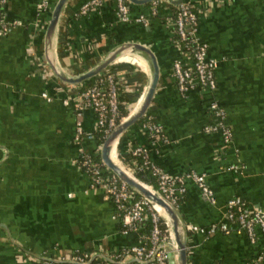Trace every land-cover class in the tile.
<instances>
[{
  "label": "crops",
  "instance_id": "0c3cea01",
  "mask_svg": "<svg viewBox=\"0 0 264 264\" xmlns=\"http://www.w3.org/2000/svg\"><path fill=\"white\" fill-rule=\"evenodd\" d=\"M55 1L47 0L42 9L39 0H0V18L10 26L0 36V264H41L42 258L68 259L75 252L99 258L142 240L136 230L119 231L112 202L101 187L90 185L75 161L80 149L93 154L98 147L94 136L74 141L76 120L92 133L96 125L91 110L77 118L61 102L75 97L82 82L60 81L44 59L43 33ZM84 1L67 0L60 11L53 38L56 66L76 77L120 43L147 46L158 65L147 111L163 139L133 124L118 136L116 154L131 162L129 151L139 146L172 177L203 173L213 192L215 203L195 182L184 180L177 210L188 232L187 264H264L260 228L253 241L233 223L229 232L208 231L225 221L233 197L264 212V0H182L198 14L197 35L208 45L207 58L216 61L217 83L212 93L196 85L182 95L171 65L185 58L169 21L150 18L142 25L134 18L148 12L147 4L128 2L130 20L121 22L115 0L79 15ZM166 1L175 7L169 3L175 0ZM102 72L116 79L130 113L149 83L145 60L126 53ZM212 99L225 113L231 143L204 131L212 121ZM115 162L121 164L116 156ZM190 225L199 230L190 231Z\"/></svg>",
  "mask_w": 264,
  "mask_h": 264
},
{
  "label": "built area",
  "instance_id": "2783aa9c",
  "mask_svg": "<svg viewBox=\"0 0 264 264\" xmlns=\"http://www.w3.org/2000/svg\"><path fill=\"white\" fill-rule=\"evenodd\" d=\"M103 0H85L77 9L79 15L86 14L89 10L99 6ZM158 0H153L146 14H138L134 21L147 25L150 15L157 14L155 4ZM47 0H39L40 8L44 9ZM115 15L121 22L130 20L128 5L125 0H115ZM176 12L168 21L171 23L172 31L176 34V44L180 40L188 39L193 44V50L190 54L182 53L184 61L176 59L172 62L171 75L175 83V89L179 94H184L190 88L199 86L209 92L216 90L215 67L216 61L207 58L208 45L197 35L198 30V14L187 3H180L175 6ZM10 26L5 24L0 18V36L6 34ZM174 29V30H173ZM110 75H106V87L102 86V80L99 78L91 85L78 91L75 97H66L62 99V104L72 107L77 118L86 109L91 110L95 118V130L103 133V138L117 124L116 119V88L112 82ZM44 95V94H42ZM45 97V96H44ZM209 112L212 115V121L204 127L205 132L219 133L226 143H231L232 132L225 121V113L218 101L212 99L208 105ZM144 130L151 136H158L160 128L154 123L142 124ZM94 132L83 130L80 120H76L74 141L80 143L83 139H91ZM100 144H98V152ZM115 152V147H114ZM132 154H140L143 158V164L150 169L151 175L155 179L156 187L154 191L159 193L164 199L177 208L179 198L184 193V180L189 179L198 186L204 197L211 203H215L212 190L209 188L205 175L203 173L191 171L181 177H172L153 163L146 159L143 150L139 146H135ZM95 153H86L79 150L77 157H82L76 163L80 169L89 178L90 185L93 187H101L108 199L114 207V217H121L122 224L128 229L136 230L137 225L148 219L149 228L145 236L146 243L139 242L127 248H121L114 252H108L99 258H92L82 252L73 253L68 259L53 260L50 258H42L43 264H169V256L172 254L170 245L173 243V236L168 224L165 223V229L161 230L159 226L160 213L155 209L153 203L139 197L133 198V192L122 182H120L112 173L106 176L108 171L102 164L93 161ZM116 156V152H115ZM230 169L237 171V168L230 166ZM105 179V183L103 182ZM163 219V218H162ZM224 222L212 224L208 231L229 232L233 223L237 229L247 234L251 241L257 234V228L264 231V212L261 210L249 209L240 197H233L227 201ZM190 231H198L196 226H188ZM261 256H264V252ZM94 259H98L93 263ZM244 264H255L254 261Z\"/></svg>",
  "mask_w": 264,
  "mask_h": 264
},
{
  "label": "water",
  "instance_id": "95a60500",
  "mask_svg": "<svg viewBox=\"0 0 264 264\" xmlns=\"http://www.w3.org/2000/svg\"><path fill=\"white\" fill-rule=\"evenodd\" d=\"M67 0H56L52 6L50 17L43 33V55L49 65L53 75L60 81L68 84H77L87 79L93 78L102 72L110 63L126 53L137 54L145 60L149 67V83L145 92L141 95L139 104L122 120H120L104 137L99 146L98 156L101 164L112 173L120 182L124 183L134 194L142 197L163 211L161 217L168 224L173 236V245H170L174 264H187V229L177 208L164 199L159 193L150 189L146 184L137 180L131 173L110 159V150L115 144L118 136L129 126L135 124L148 110L153 94L158 83V65L153 52L145 45L136 42H123L112 48L93 67L79 74L76 77H69L63 74L56 66L53 54V38L58 22L60 11ZM135 5H145L153 0H126ZM174 6L182 3V0L169 2ZM117 157V154H116Z\"/></svg>",
  "mask_w": 264,
  "mask_h": 264
},
{
  "label": "trees",
  "instance_id": "16d2710c",
  "mask_svg": "<svg viewBox=\"0 0 264 264\" xmlns=\"http://www.w3.org/2000/svg\"><path fill=\"white\" fill-rule=\"evenodd\" d=\"M125 2L128 5V2L126 0H125ZM150 6H151V4L149 3L145 7L147 9H149ZM154 8L156 9L157 14L150 15V18L158 19L162 22H167L170 18H172L174 16V14L176 12V7L169 5L166 0H158V2L155 4ZM173 39L174 40L177 39V36L174 32H173ZM188 39L180 40L178 42V48H179L181 53L190 54L191 50H193V44L189 43ZM99 78H101V80H102L101 81L102 86L106 87V85H107L106 74L101 72L98 75L94 76L91 80H89V82H82L80 84V90L91 85L94 81L98 80ZM110 78H111V80L114 83V86L116 88V119H115V123H118L122 118H124L129 113V111L131 110L130 109L131 105L130 104L128 105V100L125 96H123L122 94L119 95L118 85H117L116 79L113 78V76H111ZM145 123H153V120H152L151 116L149 115L148 111L135 124H145ZM157 135L158 136H155V134H154L153 136H150V137L157 139V141H162V139H163L162 133L159 131ZM103 136H104L103 133L100 131L96 130L94 132V137L96 139L97 144L102 143V141L104 139ZM133 148H134V146H132L131 150L129 151V158L131 159V162H128L126 158H123L117 152L118 159L120 160L121 164L126 169L127 168L130 169L131 174L137 180L143 182L146 185H150L153 189H155V187H156L155 179L151 175L149 167L147 165L143 164V158L141 157L140 154L134 155L131 153ZM81 158L82 157L79 156V157H77V160L80 161ZM93 161L100 163L98 152L95 153V155L93 156ZM110 174L111 173L109 171H106V173H105L106 176H109ZM103 182L105 183V179ZM133 198H138V196L136 194H133ZM116 219L118 222L119 231L128 229L127 226L122 224V219L120 216L117 217ZM159 226H160L161 230L165 229V223H164V220L162 218H159ZM148 228H149L148 219H145L143 222H141L140 224L137 225L136 231L138 232L139 236L142 237L141 242H143V243H146L145 236L147 235ZM97 261H98V259H94L92 262L95 263ZM40 262H41V264H43L44 260H41ZM105 264H110V263L105 262Z\"/></svg>",
  "mask_w": 264,
  "mask_h": 264
},
{
  "label": "bare ground",
  "instance_id": "6f19581e",
  "mask_svg": "<svg viewBox=\"0 0 264 264\" xmlns=\"http://www.w3.org/2000/svg\"><path fill=\"white\" fill-rule=\"evenodd\" d=\"M115 145V144H114ZM113 145V146H114ZM109 156H110V159L112 160V162H114L115 164H117V165H119L120 166V164L118 163V162H115V152H114V147H112V149L110 150V154H109ZM124 167V166H123ZM155 209H157V211L160 213V215H163L164 213H163V211H162V209H160L158 206H155Z\"/></svg>",
  "mask_w": 264,
  "mask_h": 264
},
{
  "label": "rangeland",
  "instance_id": "374dc122",
  "mask_svg": "<svg viewBox=\"0 0 264 264\" xmlns=\"http://www.w3.org/2000/svg\"><path fill=\"white\" fill-rule=\"evenodd\" d=\"M129 56V55H128ZM131 56V55H130ZM116 152V151H115ZM116 159H117V157H116ZM118 161V160H117ZM120 164V163H119ZM120 166L121 167H123V165L122 164H120ZM125 169V168H124ZM126 170V169H125ZM130 173V172H129ZM150 189H152V188H150ZM157 210V209H156Z\"/></svg>",
  "mask_w": 264,
  "mask_h": 264
}]
</instances>
